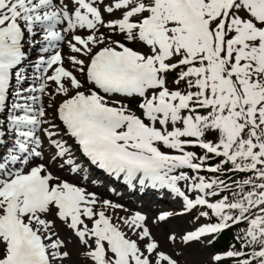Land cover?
Wrapping results in <instances>:
<instances>
[{
	"label": "snow or ice",
	"instance_id": "snow-or-ice-1",
	"mask_svg": "<svg viewBox=\"0 0 264 264\" xmlns=\"http://www.w3.org/2000/svg\"><path fill=\"white\" fill-rule=\"evenodd\" d=\"M0 264H264V0H0Z\"/></svg>",
	"mask_w": 264,
	"mask_h": 264
},
{
	"label": "rangeland",
	"instance_id": "rangeland-1",
	"mask_svg": "<svg viewBox=\"0 0 264 264\" xmlns=\"http://www.w3.org/2000/svg\"><path fill=\"white\" fill-rule=\"evenodd\" d=\"M152 202V201H151ZM164 202V201H163ZM173 201H169V203H164V205H161V209L163 208V209H165V211H169V210H173V208H171V207H169V205H172V206H174L173 205ZM153 213V212H152ZM151 213V214H152ZM151 214H149V216L151 215ZM177 222H181L182 224H183V226H184V221L183 220H181V219H177V220H175V221H173L172 223L173 224H176ZM181 224V225H182ZM186 226V225H185ZM177 231H179L180 230V227H177ZM156 235H157V238L158 239H163V233L162 232H156ZM185 258H187V257H185Z\"/></svg>",
	"mask_w": 264,
	"mask_h": 264
},
{
	"label": "trees",
	"instance_id": "trees-1",
	"mask_svg": "<svg viewBox=\"0 0 264 264\" xmlns=\"http://www.w3.org/2000/svg\"><path fill=\"white\" fill-rule=\"evenodd\" d=\"M228 234L225 235V237H222L220 242L215 246V249L223 248L227 244Z\"/></svg>",
	"mask_w": 264,
	"mask_h": 264
},
{
	"label": "bare ground",
	"instance_id": "bare-ground-1",
	"mask_svg": "<svg viewBox=\"0 0 264 264\" xmlns=\"http://www.w3.org/2000/svg\"><path fill=\"white\" fill-rule=\"evenodd\" d=\"M169 199V198H168ZM170 200V199H169Z\"/></svg>",
	"mask_w": 264,
	"mask_h": 264
}]
</instances>
